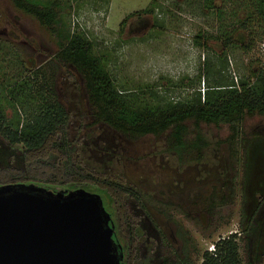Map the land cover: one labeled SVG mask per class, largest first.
I'll list each match as a JSON object with an SVG mask.
<instances>
[{
    "label": "rangeland",
    "instance_id": "374dc122",
    "mask_svg": "<svg viewBox=\"0 0 264 264\" xmlns=\"http://www.w3.org/2000/svg\"><path fill=\"white\" fill-rule=\"evenodd\" d=\"M55 1L59 3V37L14 8L10 0H0V97L9 100L10 91L12 95L19 91L13 86L24 85L26 79L33 78L21 107L15 106L21 116H29L40 97L51 95L47 89H54L70 115L68 141L78 145L82 164L101 174L120 176L138 189L149 200L148 209L173 249L181 252L182 241L177 232L182 228L191 240L189 263L200 264L202 254L219 239L241 231L240 226L247 223L257 206V196L264 194V116L245 117L241 122L235 169L229 161L227 125L200 124L198 130L208 147L200 160H180L166 149V135L130 139L105 126H92L81 78L67 67L76 78V82L72 81L62 68L53 85L48 86L49 82L52 84L49 63L58 44L64 42L62 36L83 32L118 88L144 90L143 97L153 105L158 102L151 98L149 90H156L168 101L182 100L197 88L203 91L202 83L197 86L194 80L203 61L221 52L217 38L232 27L249 24L246 31H237L233 39L238 46L250 44L251 49L235 48L229 53L228 76L238 80L264 68V15L258 14L264 13L263 8L256 0H223L219 14L206 9L204 0ZM152 2L157 4L152 15L127 18ZM199 32L206 38L201 41L203 46L194 43ZM170 85L176 87L171 89ZM1 106L7 121L13 116V109L7 103ZM187 126L195 131L193 124ZM20 148L10 147L0 135V168L20 165ZM53 162L50 159L49 163ZM34 186L53 195L62 190L59 186ZM90 190L106 199H102L104 211L111 210L113 206L104 191ZM154 202L174 206L169 212L172 218L153 208ZM254 221L255 227L240 236L239 256L243 264H264V204ZM143 230L146 241L142 254L150 264L172 260L165 255L157 232L146 219ZM116 240L124 257L127 247L121 237Z\"/></svg>",
    "mask_w": 264,
    "mask_h": 264
},
{
    "label": "trees",
    "instance_id": "16d2710c",
    "mask_svg": "<svg viewBox=\"0 0 264 264\" xmlns=\"http://www.w3.org/2000/svg\"><path fill=\"white\" fill-rule=\"evenodd\" d=\"M221 1L223 0H204L203 3L206 9L219 14ZM256 1L264 10V0ZM10 2L17 10L34 18L50 34L59 37L57 1L10 0ZM156 8L157 4L152 2L144 10L130 14L127 18L142 14L152 15ZM258 14L264 15L260 12ZM248 25L243 23L237 28L232 27L217 38L222 46L221 52L203 61L194 80L197 86L202 83L203 91L197 88L189 97L182 100L168 101L156 90H149L151 98L158 102L157 105H153L150 100L143 97L146 92L144 90L118 88L106 70L104 61L94 54L93 43L85 33L78 31L62 36L64 42L58 44L59 49L49 63L52 84L49 82L48 86L53 85L55 75L60 69L71 67L83 83L91 110L92 126H105L130 139L166 135V149L180 160L183 158L200 160L202 152L208 147L207 140L198 130L200 124L227 125L230 132L226 139L229 161L231 168L235 169L241 122L245 117L264 116V68L251 71L249 75L241 76L238 80L232 79L227 73L229 53L235 51V48L243 51L251 49L250 44L238 46L233 39L237 31H246ZM205 39L199 32L194 38V43L203 46L202 42ZM65 73L69 79L76 82V78L68 69ZM32 79H26L28 82L24 85L13 86L14 90L19 91L15 95L10 91L9 100L0 97V135L10 147L21 146L18 156L20 165L0 168V188L21 185L59 186L62 190L54 194L63 197L81 191L94 193L90 188L104 191L113 206L111 210L105 211L111 219L112 225H109V228H112V236L116 243H118L116 237H121L127 247L120 264H150L149 259L142 254L146 241L144 219L157 232L165 255L171 256L172 260L166 264H190L191 240L185 236L182 228L177 232L182 241L181 252L177 253L148 209L149 200L138 189L120 176L101 174L95 168L82 164L78 145H72L68 141L67 127L70 115L57 98L54 89L51 87L47 89L51 95L40 97L29 116H21L16 111L15 106L20 104L21 107V101L26 97L25 90L34 83ZM170 86L171 89L176 87ZM19 96L21 98L18 100ZM1 103H7L13 109V116L7 121ZM188 123L194 125V132L189 130ZM190 134L193 136L189 137ZM242 143L245 145L246 140ZM52 158L54 162L50 164ZM98 196L106 202L103 195ZM257 200V206L250 219L245 225L240 226L241 231L219 239L213 245L212 251L202 254L200 264H243L239 256L240 236L242 234L246 236L248 231L255 227L254 220L264 204V194L257 196ZM154 203L156 204H151L153 208L158 209L168 219L172 218L169 212L171 208H175L174 206L161 202ZM112 216L115 218L112 219ZM106 236L108 233L104 232L103 237Z\"/></svg>",
    "mask_w": 264,
    "mask_h": 264
},
{
    "label": "water",
    "instance_id": "95a60500",
    "mask_svg": "<svg viewBox=\"0 0 264 264\" xmlns=\"http://www.w3.org/2000/svg\"><path fill=\"white\" fill-rule=\"evenodd\" d=\"M109 225L98 195L0 188V264H120Z\"/></svg>",
    "mask_w": 264,
    "mask_h": 264
},
{
    "label": "flooded vegetation",
    "instance_id": "af4514ba",
    "mask_svg": "<svg viewBox=\"0 0 264 264\" xmlns=\"http://www.w3.org/2000/svg\"><path fill=\"white\" fill-rule=\"evenodd\" d=\"M121 249H122V254H123V248L121 247ZM119 263H121V262H119Z\"/></svg>",
    "mask_w": 264,
    "mask_h": 264
},
{
    "label": "built area",
    "instance_id": "2783aa9c",
    "mask_svg": "<svg viewBox=\"0 0 264 264\" xmlns=\"http://www.w3.org/2000/svg\"><path fill=\"white\" fill-rule=\"evenodd\" d=\"M213 250V247H212V249H210L209 251H212Z\"/></svg>",
    "mask_w": 264,
    "mask_h": 264
}]
</instances>
